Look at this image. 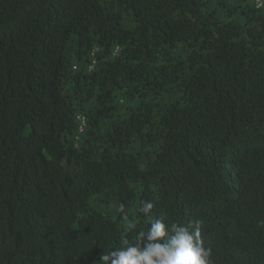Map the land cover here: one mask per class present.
<instances>
[{"label":"trees","instance_id":"1","mask_svg":"<svg viewBox=\"0 0 264 264\" xmlns=\"http://www.w3.org/2000/svg\"><path fill=\"white\" fill-rule=\"evenodd\" d=\"M120 204L264 264L254 0H0V264H99L135 234Z\"/></svg>","mask_w":264,"mask_h":264},{"label":"clouds","instance_id":"2","mask_svg":"<svg viewBox=\"0 0 264 264\" xmlns=\"http://www.w3.org/2000/svg\"><path fill=\"white\" fill-rule=\"evenodd\" d=\"M155 203L142 200L138 213L144 217L153 215ZM120 204L119 211L126 222L127 230L135 234L131 240L124 239L110 254H104L99 264H213L212 250L201 238L202 221L196 219L187 225L167 221L160 214L152 226L139 229L137 218L130 217ZM264 227V220L260 221ZM167 237V238H165Z\"/></svg>","mask_w":264,"mask_h":264},{"label":"built area","instance_id":"3","mask_svg":"<svg viewBox=\"0 0 264 264\" xmlns=\"http://www.w3.org/2000/svg\"><path fill=\"white\" fill-rule=\"evenodd\" d=\"M257 8L264 7V0H254ZM85 124V120L83 119V125Z\"/></svg>","mask_w":264,"mask_h":264}]
</instances>
